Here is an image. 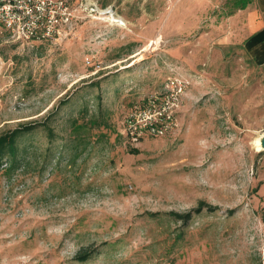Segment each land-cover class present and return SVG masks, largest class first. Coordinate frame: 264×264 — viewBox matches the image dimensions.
<instances>
[{
  "label": "rangeland",
  "instance_id": "1",
  "mask_svg": "<svg viewBox=\"0 0 264 264\" xmlns=\"http://www.w3.org/2000/svg\"><path fill=\"white\" fill-rule=\"evenodd\" d=\"M55 1L49 41L0 28V135L40 124L0 166V264H264V72L236 0ZM174 78L177 125L121 136Z\"/></svg>",
  "mask_w": 264,
  "mask_h": 264
},
{
  "label": "built area",
  "instance_id": "2",
  "mask_svg": "<svg viewBox=\"0 0 264 264\" xmlns=\"http://www.w3.org/2000/svg\"><path fill=\"white\" fill-rule=\"evenodd\" d=\"M63 9L55 0H0V28L19 41H49L61 34L58 25L70 18ZM187 86L186 80L170 79L165 93L153 95L129 111L121 134L138 142L169 133L177 125L175 115L182 106Z\"/></svg>",
  "mask_w": 264,
  "mask_h": 264
},
{
  "label": "crops",
  "instance_id": "3",
  "mask_svg": "<svg viewBox=\"0 0 264 264\" xmlns=\"http://www.w3.org/2000/svg\"><path fill=\"white\" fill-rule=\"evenodd\" d=\"M239 17L238 28L244 32V45L254 62L264 72V0H252L245 9L237 8Z\"/></svg>",
  "mask_w": 264,
  "mask_h": 264
},
{
  "label": "trees",
  "instance_id": "4",
  "mask_svg": "<svg viewBox=\"0 0 264 264\" xmlns=\"http://www.w3.org/2000/svg\"><path fill=\"white\" fill-rule=\"evenodd\" d=\"M251 1L252 0H236L237 8L245 9ZM39 125H40L39 123H32V122L24 123L16 127L15 129H12L0 135V166L3 165L5 160H7V162L10 163L11 168H16L18 166L20 141L23 138H26V136L31 134L35 129H37ZM124 138L128 139L127 137ZM133 152H135V150ZM204 206L205 205L201 203L199 207L194 211L200 212L201 210L204 209ZM194 211L185 214L172 212L171 214L180 217L182 219H185V221H187L192 216V213ZM90 255H91V251L85 250L78 255V259L80 261H85L89 258Z\"/></svg>",
  "mask_w": 264,
  "mask_h": 264
},
{
  "label": "bare ground",
  "instance_id": "5",
  "mask_svg": "<svg viewBox=\"0 0 264 264\" xmlns=\"http://www.w3.org/2000/svg\"><path fill=\"white\" fill-rule=\"evenodd\" d=\"M257 145L259 147V150H264V136L262 138H259L257 140Z\"/></svg>",
  "mask_w": 264,
  "mask_h": 264
},
{
  "label": "water",
  "instance_id": "6",
  "mask_svg": "<svg viewBox=\"0 0 264 264\" xmlns=\"http://www.w3.org/2000/svg\"><path fill=\"white\" fill-rule=\"evenodd\" d=\"M263 136H264V135H263ZM263 136H262V137H263ZM262 137H261V138H262Z\"/></svg>",
  "mask_w": 264,
  "mask_h": 264
}]
</instances>
